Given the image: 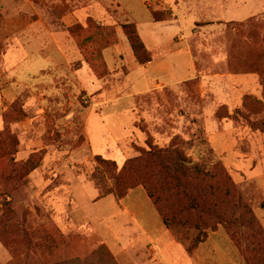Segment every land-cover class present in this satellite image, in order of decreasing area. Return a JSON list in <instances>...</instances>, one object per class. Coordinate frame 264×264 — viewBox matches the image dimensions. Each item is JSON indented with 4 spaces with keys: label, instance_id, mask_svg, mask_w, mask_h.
Wrapping results in <instances>:
<instances>
[{
    "label": "rangeland",
    "instance_id": "374dc122",
    "mask_svg": "<svg viewBox=\"0 0 264 264\" xmlns=\"http://www.w3.org/2000/svg\"><path fill=\"white\" fill-rule=\"evenodd\" d=\"M115 1L114 5L113 0H22V19L36 22L42 18L39 25L67 31L75 46L69 29L77 25L87 33L106 24L114 36L111 48L104 51L105 70L95 66L78 46L68 60L57 59L56 63L52 61L55 56L41 53L38 46L7 56L10 76L21 85L30 82L27 87L10 86L4 96L0 264H112V260L115 264H247L242 242L231 238V233L243 238L241 222H221L215 229L201 231L193 226L168 227L142 185L127 195L131 202L128 211L138 214L137 222L128 211L124 218L116 219L118 209H123L120 201L127 197L118 200L104 196L93 180L95 158L104 155V146L112 145L113 137L119 140L122 153L103 158L116 161L119 170L128 160L145 153L148 145L176 149L193 162L194 182L200 188L207 184L206 194L220 204L221 214L229 212L232 205L231 180L238 190L236 196L251 208L264 229V101L256 102L254 96L255 101L245 100L248 94L242 93L237 99L235 88L232 96L230 92L215 95V90L205 91L204 96L200 80L186 83L182 90L135 95L136 84L130 88L129 71L118 54L121 60L129 57L138 64L148 57L140 53L139 58L133 50L129 54L124 50L121 42L128 39L122 26L126 22L142 23L154 12L162 22H169L173 6L171 0H155L148 9L142 0ZM216 4L207 0L186 8L192 11L184 21L189 38L194 20L226 19L225 8ZM106 9V15L114 18L112 22L102 20ZM68 15L76 22L64 29L62 19ZM229 16L234 17L231 12ZM198 25L203 28L201 37L190 39L196 57L202 55L204 42L210 50L206 53L209 63L216 49H222L221 56L229 60L205 73L256 75L264 83V8L244 23ZM137 30L141 38L138 26ZM111 49L117 51L114 61ZM3 50L0 48V62ZM88 53L94 54V49ZM3 71L9 78L7 70ZM98 82L102 87H97ZM109 84L117 88L108 103L102 97L103 87ZM262 84L255 95L264 99ZM92 113H100L106 120L99 121L94 115L87 134ZM102 180V188L114 184L109 175ZM150 214L156 216V222ZM148 222L166 228L163 235L170 239L169 244L161 240L154 243L143 235L139 226L148 229Z\"/></svg>",
    "mask_w": 264,
    "mask_h": 264
},
{
    "label": "crops",
    "instance_id": "0c3cea01",
    "mask_svg": "<svg viewBox=\"0 0 264 264\" xmlns=\"http://www.w3.org/2000/svg\"><path fill=\"white\" fill-rule=\"evenodd\" d=\"M26 1L31 3V0ZM203 1L207 0H171L173 9L172 18L169 22L156 23L151 20L150 13L142 23L138 24L136 22L142 41L150 53L151 61L144 66H140L136 60L129 57H125L124 60H121V54H118L120 62L129 71L127 78L130 88L134 87V84H136V89L133 91L135 95L160 92L165 89L182 90L186 83L200 80L199 86L203 93H205V91L215 90V92L213 91L215 95H227L230 92L232 96V94H234L232 88H235L237 91V99H239L238 97L241 93L242 96L248 94L259 99V97L255 95V93L260 90V81L258 76L246 74L242 76H234L231 73L221 72H214L211 74L205 73L207 71H213L215 69L214 67L220 66V64L224 61L228 62V57L221 56L222 49H216L213 50L214 57L211 60L212 62L209 63L206 58V53L208 54L210 50L208 49V45L204 42L201 44L202 57L199 53L196 57L194 48L192 47L193 44L190 39L192 40L193 37H201V29L203 28L199 27L198 24L219 27L221 26L220 24H225L231 21L240 23L247 22L261 12V8H264V0H208L216 1V6L221 5L225 8L226 19L223 21L217 19L213 21H205L204 19L200 21H196L198 19L194 20L193 24L195 27L191 35L192 38H189L186 34L184 21L186 18L185 16L191 15L192 11L191 9L186 10V8H190L192 5H200ZM115 2L116 1L113 0L114 5L116 4ZM153 2L155 3L156 1L142 0L141 3L147 8V5ZM21 5L22 0H0V48L4 49L2 52V61L0 62V129H3L5 124L3 115L5 113L4 103L6 100L4 96L6 91H10V86L17 84V87H19L21 85L16 78L11 77L9 74V66L6 63L8 54L10 52L21 53L19 52L20 49H26L27 47L32 46L33 48H37L38 46L41 53L55 56V60L52 59V61L56 63L57 59L61 62L68 60V56L73 54L76 49L78 50L77 46L71 43V38L67 31L64 32L62 29L54 31V29H51L48 25H39L38 23H43L42 18L36 22L31 18L30 20L28 18L26 19V17L25 19H22ZM117 5L119 6L120 4L117 3ZM106 11H108V9L103 10L101 13V16L103 17H101L102 20L106 21L104 20L106 18L108 19V22H112L114 18L107 16ZM4 12H7V15H5ZM230 12L232 16L238 17V19H234V17L231 19L229 16ZM127 20H129V18ZM62 21V25H64L62 27L67 29L76 22V19L72 15H68L64 17ZM8 39L12 40L9 46L6 45ZM121 46L124 47V50L128 52V54L132 53V48L128 44L127 40L122 41ZM121 46H118L116 49H120ZM112 50L113 49H111V51ZM113 51V55L110 56L111 60H113V57H116L117 54L116 50ZM32 54L35 55V52H32ZM4 68L7 70L9 78L6 77L3 71ZM233 81L240 83L239 85H236ZM29 82L30 80L26 81L21 86L27 87ZM96 85L97 87H102L103 84L98 82ZM112 85L113 86H110L109 84L108 88L103 87L104 95L102 98L108 103L113 101L110 97L113 95L112 91L117 88L116 85ZM205 95L206 93L204 96ZM94 115H98L99 121L105 122L106 120V117L102 116V114L92 113L87 120V134H89L88 128L93 121ZM107 130L109 131L110 128H107ZM112 142V145L106 144L104 146L103 157L112 158L113 155L115 156L117 153H122L119 140L116 137H113ZM93 152L97 155L96 151L93 150ZM129 199L130 196L120 201V206H122L123 209L119 208L114 218H124V215L127 214L128 211L127 204L131 203L129 202ZM129 214L132 219L137 222L138 214L128 211V215ZM152 217V221L156 222V216L154 215ZM123 222L124 221L122 219V223ZM122 223H120V225L123 227V225L126 224V221L123 225ZM148 224H150L148 229L139 226L144 232L143 235H146L153 242L161 240L164 245L169 244L170 239L163 235L164 232L167 231L165 227H161L160 225H155L150 222H148ZM160 251L163 253L162 249H160Z\"/></svg>",
    "mask_w": 264,
    "mask_h": 264
},
{
    "label": "trees",
    "instance_id": "16d2710c",
    "mask_svg": "<svg viewBox=\"0 0 264 264\" xmlns=\"http://www.w3.org/2000/svg\"><path fill=\"white\" fill-rule=\"evenodd\" d=\"M151 16L156 23L164 21L156 12L151 13ZM136 25L126 22L122 28L135 55L139 57L140 53H144L148 57L146 61L139 63L140 66H144L151 61V56L138 34ZM109 29V25L106 24L93 27L87 33L81 32L79 25L69 29L80 51L102 70L107 66L104 51L111 48L110 39L114 36V32H110ZM91 49H94V54L88 53ZM246 99L256 100L250 95H247ZM261 101L264 99L259 98L256 102ZM3 119L6 122L4 115ZM3 132L4 128L0 129V136ZM175 150L158 149L148 145L145 153L128 160L120 170L116 161L97 155L95 158L97 168L93 173V180L104 196H113L118 200L127 197L130 190L140 185L144 186L164 224L168 227L193 226L201 231L203 228L215 229L221 222H228L231 225L241 222L244 229L243 238L238 239L231 233L232 240L236 243L242 242L247 264H264V229L253 215L251 208L236 196L238 190L235 184L229 180L232 205L229 212L224 211L221 214L220 204L215 202V198L211 196L209 198L206 194L207 184L200 188L199 184L194 182L191 173L193 162ZM108 175L113 179L114 184L111 188L105 189L101 187L102 176ZM112 264H115L113 260Z\"/></svg>",
    "mask_w": 264,
    "mask_h": 264
}]
</instances>
